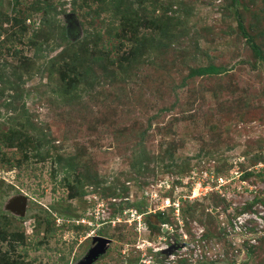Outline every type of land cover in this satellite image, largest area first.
Wrapping results in <instances>:
<instances>
[{
  "label": "rangeland",
  "instance_id": "374dc122",
  "mask_svg": "<svg viewBox=\"0 0 264 264\" xmlns=\"http://www.w3.org/2000/svg\"><path fill=\"white\" fill-rule=\"evenodd\" d=\"M32 1L0 0L1 24L15 7L24 17ZM83 1L54 0L47 27L31 13L23 42L0 33V135H32L43 155L23 162L0 137V220L24 234L10 259L85 262L93 249L85 239L104 226L111 242L92 264H157L154 249L170 241L184 245L162 264H264V63L237 23L239 14L264 54V0H152L147 8L164 37L139 52L107 24L102 0ZM35 38L44 41L39 50L29 45ZM209 65L218 73L189 76ZM234 157L252 174L229 200L199 194L181 199L179 219L145 214L155 210L148 193L157 183L206 169L228 175ZM66 161L72 191L62 179ZM18 196L26 198L23 215L12 206ZM51 212L56 231L45 240L41 218ZM237 216L248 232L229 233ZM9 244L0 243L2 253Z\"/></svg>",
  "mask_w": 264,
  "mask_h": 264
},
{
  "label": "trees",
  "instance_id": "16d2710c",
  "mask_svg": "<svg viewBox=\"0 0 264 264\" xmlns=\"http://www.w3.org/2000/svg\"><path fill=\"white\" fill-rule=\"evenodd\" d=\"M53 1L54 0H33L29 4L28 6L29 8L26 10L28 11V13L23 14L25 12L23 11L22 14L24 15V17H22V15L20 16L21 11L17 10L15 7L13 9V15L11 17L5 16L6 17L5 22H8L9 25L3 26L0 22V33L4 34L5 36L4 39L10 36V37H15V41L17 43L23 42L24 41L23 38L25 34L30 31V28L26 25V22L31 17V13L40 14L42 16L41 18V23L43 24L42 26L47 27L48 24L50 23L49 20L46 19L47 15L56 11V7H55L56 5L54 4ZM88 1L89 0H84L83 4H87ZM102 1H103V5L105 6L106 12H108L109 14V17L107 18L108 20L107 24L114 25L115 23V25H118V28L120 29V33H121L120 38L125 39V42L128 44H131L132 46L135 45L136 51L138 50L139 52L143 48H146L143 44H146V46H148L152 43V41L153 42L156 41L157 37H164L162 34H160V32H162L163 29L159 27V30H158L157 28V26H159L157 18L153 16L152 12L148 11V8H147L149 4L153 5L152 0H102ZM232 1L235 4L237 3V0H232ZM95 18H96V15H93L91 17V19H95ZM237 23H238V28L240 32L242 33V35L245 37L251 51L257 56V58L262 60L264 63V54L261 48L257 44H255V42H253L252 38L246 31L243 21L239 14L237 17ZM40 29L42 30L41 27ZM138 29L143 30V33H142L143 36L139 37L138 34L140 33L136 32ZM61 31H62V37H64V39L68 43L69 42L71 43L67 35L66 29L62 27ZM87 31H86V35L92 36V38L93 36L95 38L100 36L99 31L93 34L90 31H88L87 33ZM38 33L39 32L33 31L32 34L33 36L35 35V37L41 36V35H38ZM28 40H31V39L29 38ZM38 41H39L38 38H35L32 41H29V45L39 50V48L44 43V41H41V43H38ZM84 41H88L87 38H85ZM71 44H73V42ZM122 45H120L118 49H121ZM12 50H15V48H13ZM126 52H127V55H129L132 53V50L130 49V51H126ZM67 68H69V66ZM72 68L73 67H70L69 70L72 71L73 70ZM218 71L219 69L212 65L211 66L209 65L206 67H197V68L192 69L189 72V76L193 77L195 75L203 76L207 74H215V73H218ZM64 75L65 73L62 72L61 76H64ZM63 79H66V78L63 77ZM0 137L5 138L6 145L11 146V147H16L18 150L22 152L23 162L24 161L28 162L30 158H35L36 160L39 161L41 160V156L43 157V155L39 153V146L41 144L32 135H27L26 133L22 134L17 129L12 128L8 131V133L7 132L2 133ZM241 164L242 163H240L239 166H240V169L243 171L242 179L246 181L245 177L250 176L252 174V171H250L251 170L250 168L242 169ZM65 165L66 166L63 165L65 170H64V176L62 177V179H64L65 185L72 191L74 186L72 185L73 181L70 180L73 178L72 171H71V163L66 161ZM110 194H113V193H109L108 191L107 195L109 196ZM77 196L79 195L77 194ZM79 197L81 198L82 196H79ZM53 209L56 210V212H58V215L59 214L62 216L68 215L67 208L58 209V208L53 207ZM53 216L48 213L45 215V217L41 218V224L42 226L44 225L42 227V231L44 234L42 238L46 237L45 240L47 239L49 235H51V233H54V231H56L55 215L53 214ZM160 217L161 216L158 217L159 222L164 224L165 223L164 219ZM2 219H4V221L2 222L0 220V243L8 242L10 244L8 245L7 251L2 253L0 249V264H22V262H19L18 259L11 260L10 252L11 250H14L15 241H20L24 243V234L15 233V232L9 233L7 230L9 221L6 218H2ZM148 225H150V228L153 229V225L150 222H148ZM77 228L78 227H76V229ZM81 228L83 227L80 226L78 229H81ZM82 232H85L84 229ZM99 233L107 237L106 233L104 232L101 233V231H99Z\"/></svg>",
  "mask_w": 264,
  "mask_h": 264
},
{
  "label": "built area",
  "instance_id": "2783aa9c",
  "mask_svg": "<svg viewBox=\"0 0 264 264\" xmlns=\"http://www.w3.org/2000/svg\"><path fill=\"white\" fill-rule=\"evenodd\" d=\"M242 162L243 159L241 160L238 157L232 158L230 161L231 168H229L228 170V175L218 174L215 169H206L201 173L193 172L188 177H186V180L176 178V180H165L157 183L158 189L155 188L157 190L153 189L151 193H148L150 197L155 199V204H153L155 210L149 209L145 214H155V212L158 211L164 214L170 213L171 215L179 219L180 211L182 208L181 199L186 197L195 199L199 196V194H217L229 200V197H231L233 192H241L242 185L246 184V181L242 179L243 171L239 166V164ZM259 166H262V164H259ZM181 182H183L182 185ZM181 192H187V194L184 195ZM229 206V212H233L237 204ZM231 220L232 224L227 227L229 233L241 231V228H244L247 232L249 231L250 227H248L249 225L243 221V217L237 216ZM256 221H259V219L256 218ZM174 243H177V246L175 250H172L171 254L167 255L162 253L163 250L174 247ZM183 245V242L179 243L178 241H170L166 246L155 248V254H157V257H159V260L156 261L157 264H162L161 258L163 259L173 256V252L182 248Z\"/></svg>",
  "mask_w": 264,
  "mask_h": 264
},
{
  "label": "water",
  "instance_id": "95a60500",
  "mask_svg": "<svg viewBox=\"0 0 264 264\" xmlns=\"http://www.w3.org/2000/svg\"><path fill=\"white\" fill-rule=\"evenodd\" d=\"M15 201L16 203H12V206H14V209H17L18 212H20L19 214L23 215L26 208V198L23 196H18ZM97 240L99 241V243L96 244L95 247L92 249V251L90 252V256L86 258L85 262L81 261L80 264H92L93 260L96 259L98 253H102L105 250L106 246H108L109 242H111V239L109 238L98 237ZM171 252L172 248L165 249L162 251L163 254L167 255L171 254Z\"/></svg>",
  "mask_w": 264,
  "mask_h": 264
},
{
  "label": "flooded vegetation",
  "instance_id": "af4514ba",
  "mask_svg": "<svg viewBox=\"0 0 264 264\" xmlns=\"http://www.w3.org/2000/svg\"><path fill=\"white\" fill-rule=\"evenodd\" d=\"M105 222H106V221H105ZM105 222H104V223H105ZM104 223H102V225H103ZM80 226H82V225H79V226H76V227L79 228ZM104 228H105L104 226H101V229H104ZM101 229H98L97 231L99 232V231H101ZM84 231L86 232L85 229H84ZM102 232H103V231H101V233H102ZM82 233H83V232H82ZM98 237H100V238H107V237L101 235L100 233H98L97 235L89 236L88 238L85 239L86 241H87V240L90 241V244H91V245H90V247H89V250H90V248H94L95 245L99 243V241L97 240ZM174 244H175V246L172 247V250H175V248H176V246H177V243H174ZM87 252H88V250L85 251V254H84V255H86ZM81 260H82V259H81ZM78 264H80V263H78Z\"/></svg>",
  "mask_w": 264,
  "mask_h": 264
},
{
  "label": "clouds",
  "instance_id": "9594fccd",
  "mask_svg": "<svg viewBox=\"0 0 264 264\" xmlns=\"http://www.w3.org/2000/svg\"><path fill=\"white\" fill-rule=\"evenodd\" d=\"M172 248V247H171Z\"/></svg>",
  "mask_w": 264,
  "mask_h": 264
}]
</instances>
